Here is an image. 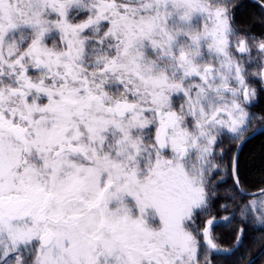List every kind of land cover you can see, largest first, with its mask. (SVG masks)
<instances>
[{"label": "snow or ice", "instance_id": "1", "mask_svg": "<svg viewBox=\"0 0 264 264\" xmlns=\"http://www.w3.org/2000/svg\"><path fill=\"white\" fill-rule=\"evenodd\" d=\"M0 264H264V0H0Z\"/></svg>", "mask_w": 264, "mask_h": 264}]
</instances>
